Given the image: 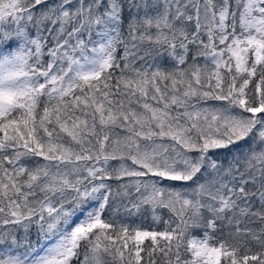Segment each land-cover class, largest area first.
<instances>
[{"label": "snow or ice", "instance_id": "1", "mask_svg": "<svg viewBox=\"0 0 264 264\" xmlns=\"http://www.w3.org/2000/svg\"><path fill=\"white\" fill-rule=\"evenodd\" d=\"M0 264H264V0H0Z\"/></svg>", "mask_w": 264, "mask_h": 264}, {"label": "trees", "instance_id": "2", "mask_svg": "<svg viewBox=\"0 0 264 264\" xmlns=\"http://www.w3.org/2000/svg\"><path fill=\"white\" fill-rule=\"evenodd\" d=\"M141 221L143 222V226L144 227H149L152 225V221H151V217L148 216V217H137L136 218V222L137 223H141Z\"/></svg>", "mask_w": 264, "mask_h": 264}]
</instances>
